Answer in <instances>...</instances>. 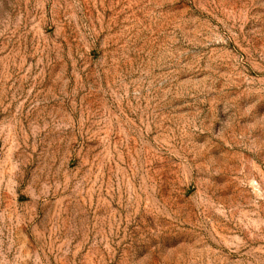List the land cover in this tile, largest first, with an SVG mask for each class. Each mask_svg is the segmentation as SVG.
Returning a JSON list of instances; mask_svg holds the SVG:
<instances>
[{
	"label": "rangeland",
	"instance_id": "1",
	"mask_svg": "<svg viewBox=\"0 0 264 264\" xmlns=\"http://www.w3.org/2000/svg\"><path fill=\"white\" fill-rule=\"evenodd\" d=\"M0 264H264V0H0Z\"/></svg>",
	"mask_w": 264,
	"mask_h": 264
}]
</instances>
